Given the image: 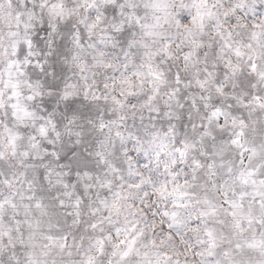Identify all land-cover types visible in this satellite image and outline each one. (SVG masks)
<instances>
[{
    "label": "snow or ice",
    "instance_id": "1",
    "mask_svg": "<svg viewBox=\"0 0 264 264\" xmlns=\"http://www.w3.org/2000/svg\"><path fill=\"white\" fill-rule=\"evenodd\" d=\"M0 264H264V0H0Z\"/></svg>",
    "mask_w": 264,
    "mask_h": 264
}]
</instances>
